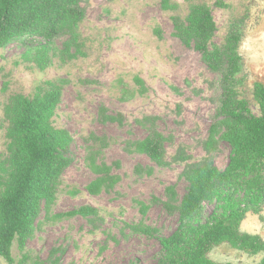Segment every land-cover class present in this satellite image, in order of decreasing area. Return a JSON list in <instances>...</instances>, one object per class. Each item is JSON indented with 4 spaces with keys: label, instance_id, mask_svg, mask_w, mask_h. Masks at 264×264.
<instances>
[{
    "label": "rangeland",
    "instance_id": "374dc122",
    "mask_svg": "<svg viewBox=\"0 0 264 264\" xmlns=\"http://www.w3.org/2000/svg\"><path fill=\"white\" fill-rule=\"evenodd\" d=\"M170 1L177 10H162L160 0H83L85 17L77 30L81 54L61 60L60 52L69 37H58L51 63L43 70L24 59L31 45L9 43L0 48V159L7 155L8 124L3 110L9 98L16 94L31 97L35 88L47 81H64L53 125L67 130L73 139L68 153L72 163L61 176L49 215L46 218L42 213L23 253L16 244L12 248L16 264L24 254L30 259L27 264H51L55 258H59L58 264L157 263L161 240L176 231L178 216L166 213L154 199L164 201V190L169 186L175 188L179 199L186 193L187 183L181 177L184 165L172 163L171 158L180 146L186 148L192 162L204 156L201 144L220 96L219 76L173 35L171 18H184L190 2L210 8L217 28L213 45L221 46L231 25L240 22L241 97L259 115L252 92L255 83L264 86V0ZM75 49L71 47L70 52ZM136 77L144 82L146 92H138ZM102 108L109 116L121 115L122 123L102 122ZM145 116H156L158 131L172 138L166 143L167 167H157L146 156L128 151L129 143L148 135L136 123ZM96 152L99 162L118 164L113 173L120 180L110 192L92 196L86 187L96 176L86 158ZM228 156L229 148L221 145L213 159L217 169L226 167ZM136 166L150 169L151 174L136 175ZM140 204L149 207L144 216ZM218 204L213 201L203 205L200 219L192 224V233L216 218ZM84 206L97 210L98 218L93 223L69 216ZM137 224L157 233L148 237L133 232L129 226ZM240 231L264 239V207L261 218L247 214ZM186 245L178 246L174 253L183 254ZM209 258L219 263L258 264L261 256H248L222 244L211 251ZM0 264L6 262L0 258Z\"/></svg>",
    "mask_w": 264,
    "mask_h": 264
},
{
    "label": "trees",
    "instance_id": "16d2710c",
    "mask_svg": "<svg viewBox=\"0 0 264 264\" xmlns=\"http://www.w3.org/2000/svg\"><path fill=\"white\" fill-rule=\"evenodd\" d=\"M82 1L0 0V48L9 43L31 45V52L28 51L24 59L43 70L51 63L54 41L68 36L60 57L63 61L66 57L75 59L81 54L77 30L85 17ZM160 6L164 11L178 8L170 0H160ZM171 21L174 37L185 48L197 52L207 69L219 76L220 96L214 120L201 144L204 156L192 162V156L180 146L171 158L172 163L184 165L181 177L187 183L186 193L179 199L175 188L169 186L164 190V201L154 199L166 213L178 216L176 231L161 240L162 250L156 264H231L209 258L211 251L222 244L248 256L260 255L258 264H264V239L240 231L246 215L261 218L264 207V86L253 85L252 96L259 109V115H255L251 103L241 97L240 92L244 83L239 54L240 22L232 24L223 44L216 46L212 40L217 28L207 5L190 2L187 15L184 18L173 16ZM155 33L161 38L160 32ZM71 47L76 48L74 53L70 52ZM134 82L140 94L146 92L140 78H134ZM63 83L47 81L37 86L31 97L13 95L3 110L8 125L7 155L0 159V258L6 264H16L12 257L14 244L23 253L40 224L42 213L46 218L49 215L61 176L72 163L68 153L73 139L67 130L53 125ZM101 120L120 125L122 116H109L102 108ZM156 120V116L136 120L148 135L129 143L128 151L144 155L163 168L169 166L166 143L172 138L158 131ZM97 140L105 146L104 141ZM221 145L229 148L228 163L223 170L213 163ZM98 154L91 153L86 158L88 168L96 176L86 187L92 196L110 192L120 180L113 173L118 164L108 166L99 162ZM134 172L138 176L151 174L150 169L143 170L140 166H136ZM213 201L220 203L219 214L192 233V224L200 219L203 205ZM148 208L140 204L139 211L144 216ZM69 216H80L93 223L98 212L84 206ZM129 228L148 237L157 233L144 224ZM182 245H186L183 254H175L174 250ZM29 261V256L24 254L19 264ZM58 263L59 258L51 262ZM31 264L42 263L33 261Z\"/></svg>",
    "mask_w": 264,
    "mask_h": 264
}]
</instances>
